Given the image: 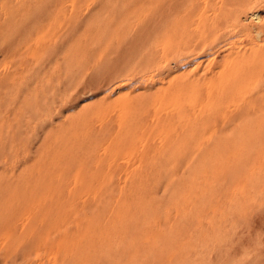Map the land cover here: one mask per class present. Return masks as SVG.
<instances>
[{"label":"rangeland","instance_id":"374dc122","mask_svg":"<svg viewBox=\"0 0 264 264\" xmlns=\"http://www.w3.org/2000/svg\"><path fill=\"white\" fill-rule=\"evenodd\" d=\"M0 264H264V0H0Z\"/></svg>","mask_w":264,"mask_h":264},{"label":"bare ground","instance_id":"6f19581e","mask_svg":"<svg viewBox=\"0 0 264 264\" xmlns=\"http://www.w3.org/2000/svg\"><path fill=\"white\" fill-rule=\"evenodd\" d=\"M259 16V14L257 13V14H255V17H258ZM221 51V50H220ZM224 66V65H223ZM222 68H224V67H222ZM220 80H222V79H220ZM219 80V81H220ZM222 82V81H221Z\"/></svg>","mask_w":264,"mask_h":264}]
</instances>
